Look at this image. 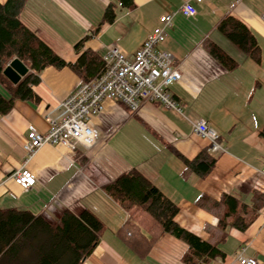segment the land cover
Here are the masks:
<instances>
[{"label": "crops", "instance_id": "1", "mask_svg": "<svg viewBox=\"0 0 264 264\" xmlns=\"http://www.w3.org/2000/svg\"><path fill=\"white\" fill-rule=\"evenodd\" d=\"M81 1L93 6L96 1L98 9ZM81 1L27 0L21 20L62 58L75 62L79 54L74 46L85 36L84 49L103 57L117 45L131 57L160 24V17L174 13L162 48L174 55L181 72L170 91L182 113L149 102L132 111L107 99L103 111L92 118L99 131L97 143L74 150L42 146L26 164L37 183L23 190L10 174L25 161L28 127L48 130L47 113L84 82L68 66L46 67L34 86L40 102L17 99L0 116V208L28 209L51 222L64 208L75 213L91 209L106 230L82 264H186L182 257L188 245L171 234L162 236L142 257L120 231L129 214L102 187L135 167L176 202L180 225L219 243L226 256L211 264H241L240 256L264 264V0H202L191 17L179 11L183 0H134L132 8L119 0ZM111 3L115 18L104 20ZM229 15L242 21L257 39V57L221 31L219 24ZM206 43L217 44L237 66L226 68L208 52ZM0 92L10 96L2 84ZM200 120L218 132L222 146L213 153L216 165L203 178L182 159L191 160L210 147L209 139L194 130ZM257 192L262 194L256 199L260 206L254 221L245 230L231 225L222 229L220 209H214L213 203L230 193L252 204Z\"/></svg>", "mask_w": 264, "mask_h": 264}, {"label": "trees", "instance_id": "2", "mask_svg": "<svg viewBox=\"0 0 264 264\" xmlns=\"http://www.w3.org/2000/svg\"><path fill=\"white\" fill-rule=\"evenodd\" d=\"M119 1L127 8L134 6V0ZM26 2L0 0V84L10 95L7 98L0 92V116L9 112L17 99L40 102L34 86L40 82L41 71L48 66H68L83 81L97 76L104 67L103 57L99 53L84 49L86 36L74 46L79 54L75 62L62 58L21 20ZM114 18L115 11L111 3L104 13V20L113 21ZM219 27L249 55L257 57V39L242 21L229 15ZM206 48L226 68L237 66V61L217 44L206 43ZM14 58L20 59L29 68L17 84H13L3 73ZM182 159L202 178L211 172L217 162L210 147L204 148L191 160ZM102 189L128 212V218L120 231L140 256L145 257L162 236L171 234L188 245L182 257L186 264H211L216 259L225 258L226 254L219 243L205 240L177 222L179 207L176 202L139 169L134 167L121 173ZM261 194L255 193V201L248 204L233 194L225 193L213 203L214 209H220V227L225 229L231 225L245 230L257 216L260 204L256 199ZM105 230V222L89 208L79 213L64 208L55 222L28 209L0 208V264H82L92 254Z\"/></svg>", "mask_w": 264, "mask_h": 264}, {"label": "built area", "instance_id": "3", "mask_svg": "<svg viewBox=\"0 0 264 264\" xmlns=\"http://www.w3.org/2000/svg\"><path fill=\"white\" fill-rule=\"evenodd\" d=\"M202 0H183L179 11L186 17L196 14V3ZM174 13L162 15L160 24L148 35L133 56H128L119 46H110L103 56L102 71L82 84L57 107L47 113L49 129L39 131L29 126L23 143L26 158L10 177L23 190L37 183L36 176L26 168L27 162L44 145H64L76 149L94 146L99 131L92 118L103 111L107 99L120 102L132 111L143 103H161L182 113V105L176 101L170 87L181 79V72L174 63V55L162 48L167 30L172 26ZM194 130L210 141L212 153L222 150L218 132L200 120ZM241 264H258L257 259L240 256Z\"/></svg>", "mask_w": 264, "mask_h": 264}, {"label": "water", "instance_id": "4", "mask_svg": "<svg viewBox=\"0 0 264 264\" xmlns=\"http://www.w3.org/2000/svg\"><path fill=\"white\" fill-rule=\"evenodd\" d=\"M28 71L29 68L25 63L18 58H14L6 66L3 73L13 84H17Z\"/></svg>", "mask_w": 264, "mask_h": 264}, {"label": "rangeland", "instance_id": "5", "mask_svg": "<svg viewBox=\"0 0 264 264\" xmlns=\"http://www.w3.org/2000/svg\"><path fill=\"white\" fill-rule=\"evenodd\" d=\"M1 1H2V2H5L6 0H1ZM80 1H81V0H80ZM87 1H93V0H87ZM95 2H96V1H95ZM95 2H94V6L92 5L91 2L81 1L80 3H83V4H85V5H91L92 9L94 10L95 7L98 9V6H96ZM80 8H81V5H80ZM83 9H84V11H86V12L89 10L86 6H83Z\"/></svg>", "mask_w": 264, "mask_h": 264}]
</instances>
